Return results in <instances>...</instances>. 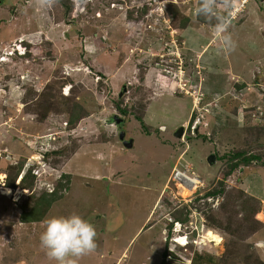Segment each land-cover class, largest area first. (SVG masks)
<instances>
[{"label":"rangeland","instance_id":"obj_1","mask_svg":"<svg viewBox=\"0 0 264 264\" xmlns=\"http://www.w3.org/2000/svg\"><path fill=\"white\" fill-rule=\"evenodd\" d=\"M245 1L235 0V47L225 50L215 21L196 14L199 0H68L65 15L60 0H0V264H56L41 247L44 222L73 213L97 233L77 264H191L195 252L258 264L264 228L252 233L246 214L255 205L264 218V166L241 163L223 177L235 152L264 160V0ZM15 43L28 45L25 56H9ZM175 167L196 174L202 195L218 191L214 201L203 208L206 195L195 202V191L165 190ZM18 168L16 183L35 177L31 189L7 187ZM59 182L66 187L43 218L22 222L23 207ZM220 207L222 229L206 217ZM187 213L195 241L184 247L173 222Z\"/></svg>","mask_w":264,"mask_h":264},{"label":"clouds","instance_id":"obj_2","mask_svg":"<svg viewBox=\"0 0 264 264\" xmlns=\"http://www.w3.org/2000/svg\"><path fill=\"white\" fill-rule=\"evenodd\" d=\"M247 1L248 0H246L244 4H247ZM58 2L59 0H36V5L40 8H50ZM234 6L235 0H199V5L195 10L198 16L204 17V19L210 24H212V21H215V23L212 24L213 32L216 37L219 38L225 50H234L235 47L231 34L228 33ZM218 8H223L227 14H221L217 11ZM22 42L24 41L22 40L21 43ZM20 44L15 43L13 45L14 50L7 51L11 52L10 54L8 53L9 56H13V53L16 54V50L18 48H22L24 51L23 53L20 52V56L25 54V49ZM198 105H200L199 101L194 104L193 111H199ZM121 128L123 130V124L121 125ZM188 174L196 177V174L194 173ZM164 188L166 189V185ZM53 189L49 190V192L53 191ZM199 190L200 189L196 191L197 194L191 195L187 198L193 197V199H196L199 196H203L198 192ZM207 200L212 202L214 201V197L210 196ZM216 200L217 199H215V201ZM190 221H192V219H190L188 222ZM172 222L173 219L169 221V223ZM197 222L198 217L196 215L195 223L192 222V224H196ZM173 223L180 227V230H178L180 233L176 238H174V240L185 237L186 241L183 246L195 241V239H190L189 235H187L189 231L191 233L192 227L188 228L186 225H183L181 222L175 220ZM44 224L45 230L40 236L41 247L46 250L48 258L50 260L56 261V264H77V261L80 257L92 253L97 248V233L94 226L78 214L73 213L68 216L52 217L47 219Z\"/></svg>","mask_w":264,"mask_h":264},{"label":"trees","instance_id":"obj_3","mask_svg":"<svg viewBox=\"0 0 264 264\" xmlns=\"http://www.w3.org/2000/svg\"><path fill=\"white\" fill-rule=\"evenodd\" d=\"M65 2H68V0H60V4H61L62 8H64V10H65L64 15L68 14L69 10L71 9ZM188 20H189L188 18H185L184 22H187ZM22 47L25 49V54L22 56H25L27 54L26 50L28 49V45L22 46ZM65 98H67V97H65ZM76 106L79 109L84 111V109L81 105L77 104ZM122 112H124V111H122ZM77 121L75 119L71 118L68 121V125H73L72 127H74L76 125L75 122H77ZM62 152L63 151L56 150V151H54V154L55 155L62 154ZM44 158H45V156L43 155V159ZM222 158L223 157H221L219 159H222ZM229 161H230L229 170L227 173L224 174V176H223L224 178L227 175H230L236 169H238L241 163L249 165L251 162L258 161V162H261L262 165L264 166V160L262 161V159L260 158L259 155H248L247 156L243 152L233 153L231 155ZM19 171H20V169L18 168L15 175H13L12 178L8 179V181L6 183L7 187L15 189L19 186H23V188L31 189V187L34 184V178L35 177L33 175H31L30 173H28V175H25L22 178V180L19 181V183H16V179H17V175H18ZM63 176L65 178H67V181L70 178V174H67V173L64 174ZM61 187L65 188L66 186L63 183L59 182L56 185V187L53 189V191L44 192L38 198H35L32 202L28 203L27 206H24L23 211L21 213V217H20L21 221L22 222H29V223L40 221L43 218V216L47 213V211L49 210L51 204L60 198L58 191L60 190ZM217 193H218V191L209 192L206 195L207 196L206 198L204 197L205 195L199 196L195 199V202H197L200 198H205V199L201 200L202 206H203V208H205L206 199H208V197H210V196L211 197L215 196ZM243 203H246V202L244 201ZM185 206H187V205H185ZM244 208H245V206H244ZM186 211L188 212V210H186ZM203 212L204 211H201V213H203ZM189 214L190 213H187L185 215L186 220L184 222L181 221V223H183V224L188 223V221L190 220ZM220 214H223V215L225 214L223 207L222 208L220 207V209H219V211H217V213L206 216L210 226H214L215 228L222 229V225H223L222 220L220 219L221 217H218ZM246 217H247V219H249L248 222L246 223L247 225L251 224V219L253 220L252 223H254V225H253L254 230H252V233L264 228V218H262L258 215L257 206L252 205V208L248 209ZM175 221H180V220L175 219ZM256 222L258 224H256ZM169 224L172 227L173 223H169ZM186 246H184V247H186ZM171 255H173V253H171ZM165 256H166V253H164V258H165ZM173 256H175V255H173ZM167 262L164 259L161 264H168ZM215 262H216V260L213 257H209V256H205V255L203 256V255H200L196 252L194 253V255L191 259V264H214ZM257 262H258V264H264V256L258 257V259L256 260V263ZM252 263L255 264L253 261H252Z\"/></svg>","mask_w":264,"mask_h":264},{"label":"built area","instance_id":"obj_4","mask_svg":"<svg viewBox=\"0 0 264 264\" xmlns=\"http://www.w3.org/2000/svg\"><path fill=\"white\" fill-rule=\"evenodd\" d=\"M9 54L11 52H8ZM198 119L195 121L197 124ZM173 183L175 186L178 185V188H187L192 191H197V187L201 184V181L197 179L195 176L188 174L187 171H184L178 167H175L171 173V176L166 184V189L168 188V184ZM177 187V186H176ZM165 189V190H166Z\"/></svg>","mask_w":264,"mask_h":264},{"label":"water","instance_id":"obj_5","mask_svg":"<svg viewBox=\"0 0 264 264\" xmlns=\"http://www.w3.org/2000/svg\"><path fill=\"white\" fill-rule=\"evenodd\" d=\"M83 2H85V0H78V4H79L80 7L82 6ZM119 96H122V93H120ZM112 121L115 122V124L118 125L119 128L121 129L119 131V139L123 142L124 146L131 147L133 142L131 140L125 139V130H122V128H121V125L123 124L124 119H122L121 117H118L117 115H113ZM183 133H184V126H180L177 129V131L175 132V135L177 137L181 138ZM208 163L211 164V165L213 163H215V156L213 154H211L208 157Z\"/></svg>","mask_w":264,"mask_h":264},{"label":"bare ground","instance_id":"obj_6","mask_svg":"<svg viewBox=\"0 0 264 264\" xmlns=\"http://www.w3.org/2000/svg\"><path fill=\"white\" fill-rule=\"evenodd\" d=\"M161 44H163V43H161ZM163 46V45H162ZM172 50V49H171ZM6 51V50H5ZM176 51V50H175ZM179 51V50H178ZM157 53V52H156ZM155 53V54H156ZM167 54V53H166ZM174 55V54H173ZM181 55V54H180ZM170 57V56H169ZM183 57V56H182ZM153 58H155V57H153ZM180 59V58H179ZM164 61V60H163ZM214 62V61H213ZM212 64V63H211ZM172 65V64H171ZM176 65V64H175ZM174 65V66H175ZM178 65V64H177ZM173 68V67H172ZM178 69V68H177ZM74 70V69H73ZM131 70V69H130ZM164 70V69H163ZM166 70V69H165ZM199 70V69H198ZM201 70V69H200ZM70 71V70H69ZM161 72H162V69H161ZM168 72V71H167ZM170 73V72H169ZM176 75V74H175ZM174 77V76H173ZM173 79V78H172ZM175 80V79H174ZM195 117V116H194ZM36 156V155H35ZM19 190H21V189H19ZM189 193V192H188ZM20 194V193H19ZM182 194H186V192L183 190L182 191ZM206 195V194H205ZM178 198V197H177ZM179 222H181V221H179ZM207 239H209L210 240V242H212V243H214L215 245H217L218 246V244L221 242L220 241V238H219V236L217 235V234H215L213 231H211V230H209L208 231V233H207ZM178 241L179 242H183V244L185 243V241H184V238H179L178 239Z\"/></svg>","mask_w":264,"mask_h":264},{"label":"flooded vegetation","instance_id":"obj_7","mask_svg":"<svg viewBox=\"0 0 264 264\" xmlns=\"http://www.w3.org/2000/svg\"><path fill=\"white\" fill-rule=\"evenodd\" d=\"M117 127H118V129H119V131L121 130L120 128H119V126L118 125H116ZM184 130H185V128H184Z\"/></svg>","mask_w":264,"mask_h":264},{"label":"crops","instance_id":"obj_8","mask_svg":"<svg viewBox=\"0 0 264 264\" xmlns=\"http://www.w3.org/2000/svg\"><path fill=\"white\" fill-rule=\"evenodd\" d=\"M247 2L249 3V2H250V0H248ZM248 3H247V4H248Z\"/></svg>","mask_w":264,"mask_h":264}]
</instances>
